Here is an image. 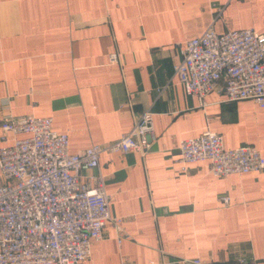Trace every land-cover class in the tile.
<instances>
[{"label": "crops", "instance_id": "1", "mask_svg": "<svg viewBox=\"0 0 264 264\" xmlns=\"http://www.w3.org/2000/svg\"><path fill=\"white\" fill-rule=\"evenodd\" d=\"M209 27L264 33V0H0V117H51L73 153L154 113L146 153L103 152L83 172L105 176L110 215L127 235L118 242L106 221L89 264L264 257V171L213 176L208 160L187 170L177 160L181 139L206 128L226 147L251 144L264 156V108L217 91L201 104L173 77L179 45Z\"/></svg>", "mask_w": 264, "mask_h": 264}, {"label": "built area", "instance_id": "2", "mask_svg": "<svg viewBox=\"0 0 264 264\" xmlns=\"http://www.w3.org/2000/svg\"><path fill=\"white\" fill-rule=\"evenodd\" d=\"M182 58L173 77L184 91L204 103L211 91L228 101L250 99L264 108V33L241 28L217 33L212 27L179 45ZM116 53L109 62L116 63ZM153 112L143 111L120 137L68 151V134L53 129L48 116L4 114L0 117V264H89L91 244L102 237L106 221L127 235L120 217H111L105 176L86 179L107 153H146L151 145ZM181 169L209 161L213 176L264 171V156L251 144L226 147L208 128L181 139ZM219 200L228 204L230 197ZM240 263L264 264V257ZM181 262L203 264L200 259ZM128 264V263H125Z\"/></svg>", "mask_w": 264, "mask_h": 264}]
</instances>
